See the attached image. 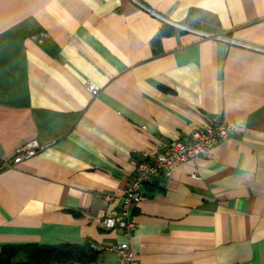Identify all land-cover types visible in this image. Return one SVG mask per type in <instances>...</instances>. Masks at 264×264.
<instances>
[{
    "label": "crops",
    "instance_id": "1",
    "mask_svg": "<svg viewBox=\"0 0 264 264\" xmlns=\"http://www.w3.org/2000/svg\"><path fill=\"white\" fill-rule=\"evenodd\" d=\"M213 120L226 139L144 184L139 264H264V0H0V248L121 264L99 221L136 163Z\"/></svg>",
    "mask_w": 264,
    "mask_h": 264
},
{
    "label": "built area",
    "instance_id": "2",
    "mask_svg": "<svg viewBox=\"0 0 264 264\" xmlns=\"http://www.w3.org/2000/svg\"><path fill=\"white\" fill-rule=\"evenodd\" d=\"M173 26L183 30L190 29L177 23H173ZM199 33L203 37L220 39V36ZM87 88L92 95H96L98 92V87L92 82H87ZM232 130V126L213 120L203 127L193 129L187 137L170 142L156 154L143 157L136 163L130 182L125 186L120 197L119 211L105 216L99 221V226L104 230L115 227L122 229L124 241L108 248L118 254L121 264H139L138 256L130 246V240L136 229L132 210L145 198L144 184L163 175H169L173 169L183 165L186 161L204 155L220 141L226 139ZM43 147L44 145L37 141L26 143L16 149L13 160L4 166H13L27 160ZM191 176L195 177L196 175L192 173ZM104 198L107 202L112 200L109 195L104 196Z\"/></svg>",
    "mask_w": 264,
    "mask_h": 264
},
{
    "label": "trees",
    "instance_id": "3",
    "mask_svg": "<svg viewBox=\"0 0 264 264\" xmlns=\"http://www.w3.org/2000/svg\"><path fill=\"white\" fill-rule=\"evenodd\" d=\"M96 257L97 252L89 242L83 245H4L0 248V264H73L93 261Z\"/></svg>",
    "mask_w": 264,
    "mask_h": 264
}]
</instances>
